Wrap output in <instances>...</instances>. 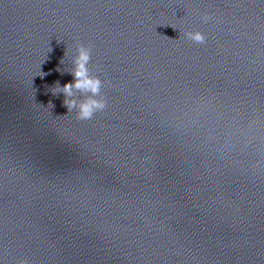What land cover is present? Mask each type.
I'll return each instance as SVG.
<instances>
[{"label":"clouds","instance_id":"clouds-1","mask_svg":"<svg viewBox=\"0 0 264 264\" xmlns=\"http://www.w3.org/2000/svg\"><path fill=\"white\" fill-rule=\"evenodd\" d=\"M188 37L196 43H204L205 38L199 32L188 33ZM91 59V49L83 44L78 46V55L74 59L75 68L72 73L74 82L66 83L60 91L65 94L64 104L71 111L77 108V119L91 120L93 116L106 108V102L98 100L96 97L100 94L102 81L98 77L89 75L88 63ZM76 90L84 95V98L77 102L74 96ZM27 264V262H22Z\"/></svg>","mask_w":264,"mask_h":264}]
</instances>
